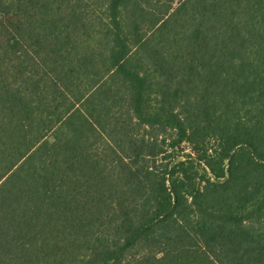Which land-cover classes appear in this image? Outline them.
Listing matches in <instances>:
<instances>
[{
	"label": "trees",
	"instance_id": "16d2710c",
	"mask_svg": "<svg viewBox=\"0 0 264 264\" xmlns=\"http://www.w3.org/2000/svg\"><path fill=\"white\" fill-rule=\"evenodd\" d=\"M0 264H264V0H0Z\"/></svg>",
	"mask_w": 264,
	"mask_h": 264
}]
</instances>
